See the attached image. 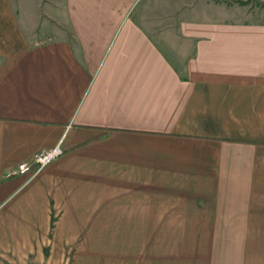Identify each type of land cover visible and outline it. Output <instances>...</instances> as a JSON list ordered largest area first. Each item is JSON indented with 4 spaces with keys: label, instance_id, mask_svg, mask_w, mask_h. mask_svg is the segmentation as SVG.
Masks as SVG:
<instances>
[{
    "label": "crops",
    "instance_id": "0c3cea01",
    "mask_svg": "<svg viewBox=\"0 0 264 264\" xmlns=\"http://www.w3.org/2000/svg\"><path fill=\"white\" fill-rule=\"evenodd\" d=\"M230 4L0 0V213H26L0 248L58 206L123 229L126 264H264V22Z\"/></svg>",
    "mask_w": 264,
    "mask_h": 264
},
{
    "label": "rangeland",
    "instance_id": "374dc122",
    "mask_svg": "<svg viewBox=\"0 0 264 264\" xmlns=\"http://www.w3.org/2000/svg\"><path fill=\"white\" fill-rule=\"evenodd\" d=\"M232 1L235 2V4H230V6L237 9V16L240 18L250 21L264 22V0ZM52 6L55 8L54 6L56 5ZM30 11L32 10H29V12ZM230 16L235 18L236 15L232 13ZM50 26H52V24ZM27 178L26 181L32 179L29 177ZM35 186H37V184L31 185V187ZM16 202L20 205H26L28 202L31 208L37 206L36 200L27 201V199L18 197ZM57 207L58 206H56L55 213L47 212V214L50 215L54 214L56 225H54L53 222H49L50 225L48 223L46 226V221L42 222L38 220L36 224L41 223L40 226L27 228L26 224L28 222L24 221L19 226L18 233L14 230L13 235L17 234V236H14V239L10 244L2 245L3 247L0 248V263L126 264L128 262L126 258L123 259V257H127L126 254L128 251L132 250V244L127 243V238L123 239V229L121 230L120 237V229L116 227L63 226L62 224L68 223L63 219L68 216V213L60 211ZM22 214L26 213L16 210H9L0 213L2 217L5 215V220L10 223L11 221H16V217ZM37 214L41 215L40 212H37ZM98 214L99 213L96 212L90 213V215ZM88 222L89 221H87V223ZM109 222L110 221H98L94 223L109 224ZM43 223H45V226ZM27 231L29 232L27 236H18V234L23 235ZM137 232L139 233V230H137ZM144 240L145 239H138L137 241H141L142 244V241Z\"/></svg>",
    "mask_w": 264,
    "mask_h": 264
},
{
    "label": "built area",
    "instance_id": "2783aa9c",
    "mask_svg": "<svg viewBox=\"0 0 264 264\" xmlns=\"http://www.w3.org/2000/svg\"><path fill=\"white\" fill-rule=\"evenodd\" d=\"M62 154L60 145L57 144L52 148L40 149L36 151L28 161L21 162L13 169L4 174L5 178H10L16 175H28L33 178L38 174L49 162L56 159Z\"/></svg>",
    "mask_w": 264,
    "mask_h": 264
}]
</instances>
